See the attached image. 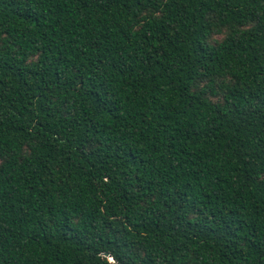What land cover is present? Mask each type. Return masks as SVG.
<instances>
[{
	"label": "trees",
	"instance_id": "16d2710c",
	"mask_svg": "<svg viewBox=\"0 0 264 264\" xmlns=\"http://www.w3.org/2000/svg\"><path fill=\"white\" fill-rule=\"evenodd\" d=\"M0 264H264V0H0Z\"/></svg>",
	"mask_w": 264,
	"mask_h": 264
},
{
	"label": "water",
	"instance_id": "95a60500",
	"mask_svg": "<svg viewBox=\"0 0 264 264\" xmlns=\"http://www.w3.org/2000/svg\"><path fill=\"white\" fill-rule=\"evenodd\" d=\"M106 255H108V254H106Z\"/></svg>",
	"mask_w": 264,
	"mask_h": 264
}]
</instances>
